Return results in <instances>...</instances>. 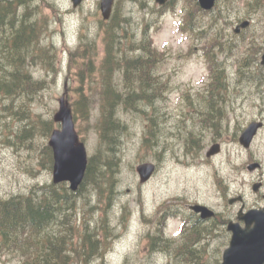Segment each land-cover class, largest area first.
Listing matches in <instances>:
<instances>
[{
  "label": "rangeland",
  "instance_id": "rangeland-1",
  "mask_svg": "<svg viewBox=\"0 0 264 264\" xmlns=\"http://www.w3.org/2000/svg\"><path fill=\"white\" fill-rule=\"evenodd\" d=\"M169 1L161 6L156 0H117L115 8L120 10L121 19L127 18L132 24L135 36L131 42L139 47L146 32L151 48L158 51V56L153 55L152 74L158 99L147 109L148 115L155 116L157 144H145L148 122L143 114L119 113L128 128L119 151L117 194L107 215L111 232L106 238L104 264H186V253L180 256L177 252L183 233L194 227L206 231L214 227L218 236L211 239L210 248L215 257L221 255L222 262L231 239L227 222L235 219L244 205L264 207V66L261 57L250 54L248 40L238 39L234 33L238 21L250 13L234 0H227L230 11H221V6L210 15L201 11L195 0ZM32 6L46 27L43 45L51 47L55 61V70L41 58L31 67L34 78L44 81V89L29 103L37 121L36 141L39 148L48 145L51 135L45 136L41 126L43 121L55 123L60 99L65 96L90 158L99 142L96 125L103 80L97 71L106 46L101 0H85L78 8H73L72 0H32ZM254 19L264 20L263 11ZM218 71L225 85L212 97L210 86ZM80 73H84V80ZM114 82L119 89L124 88L119 71L114 73ZM80 98L88 100L89 116L82 117L80 107L75 106ZM8 103L0 97L2 199L28 195L34 186L54 184L53 169L44 166L40 149L31 151L27 140L16 138L21 124L7 117L4 106ZM211 105L215 106L214 115L220 116L217 126L209 121ZM253 122H262L263 126L246 149L240 137ZM216 144L220 153L207 157ZM146 163L155 164L156 172L142 184L137 167ZM256 163L260 167L250 171ZM256 184L262 186L258 192L253 190ZM239 197L242 202L230 204ZM198 203L217 215L206 226L191 227L184 217L195 224L197 219L190 214L189 206ZM95 204L96 199L92 202ZM80 205L87 210L77 213V224L93 219V225L101 227L100 220L105 218L102 211L108 202L99 204L101 210L95 216L84 200ZM159 227L164 238L157 232ZM99 232L104 239L105 231L100 228ZM166 238L172 241L164 248L169 249L167 252L161 250ZM1 243L0 236V264L19 263L20 256L1 250ZM212 259L206 256L202 262L215 263Z\"/></svg>",
  "mask_w": 264,
  "mask_h": 264
},
{
  "label": "trees",
  "instance_id": "trees-1",
  "mask_svg": "<svg viewBox=\"0 0 264 264\" xmlns=\"http://www.w3.org/2000/svg\"><path fill=\"white\" fill-rule=\"evenodd\" d=\"M115 8L111 19L102 21L106 46L105 57L97 71L103 80L100 116L96 125L99 142L95 154L89 158L80 188L73 192L66 183H51L32 187L28 195L0 198L1 250L18 254L20 262L17 264H104L106 238L111 232L106 222L107 215L117 194L119 151L128 128L119 113L143 114L148 122L145 144H157L155 116L148 115L147 109L153 107L158 99L152 75L156 60L153 55L158 56V51L151 48L146 32L139 47L136 42H131L135 36L131 32L132 24L127 18L121 19L120 10ZM36 11L32 0H0V97L10 101L4 106V111L7 117L20 122L16 138L21 142L27 140L31 151H37L39 145L36 141L37 121L32 117L29 103L44 89V81L34 78L31 67L41 58L45 65L55 70L51 47L43 45L46 27L37 18ZM116 71L123 74V89L114 82ZM79 75L84 80V73ZM224 85L222 72L218 71L210 86L211 96L214 97ZM87 102L86 98L85 102L80 98V104H75L77 109L80 107L78 110L82 117L84 114L89 116ZM214 108L211 105L209 121L217 126L220 116L214 115ZM55 127L52 120L43 121L42 133L49 137ZM39 149L44 166L52 171V149L47 144H42ZM95 199L97 204L92 205ZM80 200L85 201L88 211L94 216L101 210L99 204L108 202L102 211L105 218L100 220L101 227L93 225V219H84L77 224V213L87 210L80 205ZM100 228L105 231L104 239ZM162 231L160 227L157 229L160 238H164ZM214 234V227L207 231L191 228L188 233H183L178 255L186 253V264H204L202 261L206 256H213L211 261L216 260L211 264H221V255L215 257L210 248L211 239L218 236ZM171 243V239L166 238L161 250L167 252L169 249L164 248Z\"/></svg>",
  "mask_w": 264,
  "mask_h": 264
},
{
  "label": "water",
  "instance_id": "water-1",
  "mask_svg": "<svg viewBox=\"0 0 264 264\" xmlns=\"http://www.w3.org/2000/svg\"><path fill=\"white\" fill-rule=\"evenodd\" d=\"M158 4L165 5L168 0H156ZM216 0H199L200 6L204 10H211ZM84 0H72L73 8H78ZM116 0H101V12L105 21L110 20ZM264 65V56L262 59ZM54 121L60 125L55 129L49 139L48 145L53 151V182L55 185L68 183L71 191L76 192L84 181L88 167V153L85 143L81 140L76 131L73 112L65 96L60 99V108L54 117ZM263 124L253 122L242 133L240 143L246 149L250 148L258 131ZM220 153V145H214L207 153V157H212ZM260 167L253 164L249 167L254 171ZM140 182L145 184L151 180L156 172V165L153 163L142 164L137 167ZM261 184L253 187L258 192ZM239 197L231 201L242 202ZM191 210L200 214L202 220H210L216 213L203 205H195ZM238 222H230L227 230L232 234L229 246L223 252L221 264H264V208L251 209L244 212L241 209L237 217ZM244 223V226L241 225Z\"/></svg>",
  "mask_w": 264,
  "mask_h": 264
},
{
  "label": "flooded vegetation",
  "instance_id": "flooded-vegetation-1",
  "mask_svg": "<svg viewBox=\"0 0 264 264\" xmlns=\"http://www.w3.org/2000/svg\"><path fill=\"white\" fill-rule=\"evenodd\" d=\"M196 2V6L203 11L205 14H213L216 10H218L221 6H223L222 8H220L221 11L224 10H228L230 11L229 8H226V6L229 5V3L227 2V0H216L215 1V5L211 10H204L200 4L198 0H195ZM234 2L239 5V8L244 9L246 11H248L250 14L248 17H244L245 19H241L240 21H238V23L236 24L235 28H234V33H235V37L238 39H244V40H248V47L250 49V54H252V56L259 58L261 57V61L260 64L262 66H264L262 64V59L264 56V20L260 19V20H255V15L259 13V11H263L264 13V0H234ZM221 72V71H219ZM264 197V196H263ZM195 205H202V204H195ZM194 205H190L189 206V210H190V214H192L193 217H195L197 219L196 223L193 224L192 221H190L188 218H185L186 224L193 227L196 224H201V226H206V224H208L209 220H202L201 216L199 214L194 213L193 211H191V207ZM244 212H247L250 209H254V208H247L246 205H244ZM261 207H258V209H260ZM241 207L239 208V211L237 213L236 218H231L229 222H227V219H225V217H223L224 220H226L225 222H227V225L230 222H236L238 221L237 217L239 215ZM217 215V213H216ZM241 225H244L243 222H241ZM230 234V233H229ZM231 235V234H230Z\"/></svg>",
  "mask_w": 264,
  "mask_h": 264
},
{
  "label": "bare ground",
  "instance_id": "bare-ground-1",
  "mask_svg": "<svg viewBox=\"0 0 264 264\" xmlns=\"http://www.w3.org/2000/svg\"><path fill=\"white\" fill-rule=\"evenodd\" d=\"M41 34V33H40ZM22 71V70H21Z\"/></svg>",
  "mask_w": 264,
  "mask_h": 264
}]
</instances>
